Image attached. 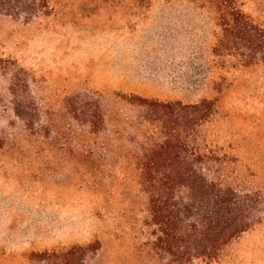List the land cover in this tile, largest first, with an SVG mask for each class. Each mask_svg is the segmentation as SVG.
<instances>
[{
    "label": "rangeland",
    "instance_id": "rangeland-1",
    "mask_svg": "<svg viewBox=\"0 0 264 264\" xmlns=\"http://www.w3.org/2000/svg\"><path fill=\"white\" fill-rule=\"evenodd\" d=\"M48 2L49 16L0 12V264L87 244L90 264H171L150 251L134 168L147 114L124 99L215 101L207 140L264 189V52L246 35L249 23L264 30V0H237L240 35L213 0ZM14 75L30 122L15 117ZM86 99L105 113L97 134L65 108ZM258 221L210 264H264V203Z\"/></svg>",
    "mask_w": 264,
    "mask_h": 264
},
{
    "label": "trees",
    "instance_id": "trees-1",
    "mask_svg": "<svg viewBox=\"0 0 264 264\" xmlns=\"http://www.w3.org/2000/svg\"><path fill=\"white\" fill-rule=\"evenodd\" d=\"M213 1L219 7H231L240 35L245 17L238 8L233 10L237 0ZM0 12L26 19L50 14L48 0H0ZM246 35L253 51L264 52L262 28L249 23ZM11 80L15 117L30 122L23 96L26 87L15 75ZM124 100L147 114L143 121L148 130L142 133L141 144H134V168L148 197L147 223L154 228L150 251L171 264L216 263L231 241L259 223L264 203V189H253L240 179L234 159L205 136L203 128L218 114L216 102L183 104L139 96ZM65 108L91 134L105 123V113L93 99ZM97 250L87 244L39 255L46 264H90Z\"/></svg>",
    "mask_w": 264,
    "mask_h": 264
}]
</instances>
